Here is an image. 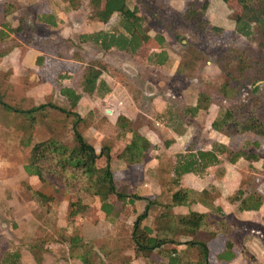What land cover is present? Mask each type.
<instances>
[{
    "label": "crops",
    "instance_id": "crops-1",
    "mask_svg": "<svg viewBox=\"0 0 264 264\" xmlns=\"http://www.w3.org/2000/svg\"><path fill=\"white\" fill-rule=\"evenodd\" d=\"M127 4L131 9L135 7H131L130 0H127ZM7 5L16 9L5 15ZM120 21L119 13H114L107 24L91 18L89 0H0V30L5 33L4 39L0 40V51L4 52L0 56L2 79L14 89L12 84L31 81L38 71V75L45 76L41 85L48 96L53 90L52 86L58 85V93H52V96L62 97L68 104L63 109L77 114L80 122H89L83 133L75 125L77 132L94 146L97 153L106 149L110 161L115 157L112 172L118 183L115 182L119 186H129L133 194L155 201L149 204L146 199H137L134 204H124L126 209H136L139 215L147 214L144 225L156 227L158 217L164 210L162 204L171 203L172 195L178 189L207 190V195L201 199L175 206L173 213H208L230 225L229 236L238 241L240 248L235 244V257L231 260L220 259L227 238L226 233L220 232L209 241V263L212 257L217 264H264V138L250 131L227 134L214 129L213 122L222 110L215 109L216 105L213 104L208 109L196 110L199 93L187 89L181 92L162 91V77H169L177 84L179 60L173 62L165 45L153 38V30L149 31L151 38L143 41L135 52L116 44L108 47L109 42L96 36L98 33H108V36L115 34V27L125 32L119 25ZM161 35L166 36L163 31ZM90 65L102 70L98 85L104 81L109 87L108 91L96 89L92 95L83 91L81 81ZM52 69L60 76L57 84L46 80ZM19 87L15 89L12 101L20 99L22 104L35 102L36 98L31 94L32 86ZM62 88L73 89L82 95L76 106L71 105ZM3 91L5 97L4 87ZM120 116L128 119L125 121L128 127L119 128ZM131 129L151 143L143 163L130 164L120 158L132 138ZM73 131L76 137L75 129ZM223 145L231 150L256 153L258 158L230 157L231 154L222 152ZM198 151H212L220 162L211 163L204 170L185 172L179 181H175L181 171L176 172L177 157H195ZM238 191L245 196L260 195L263 199L260 208L241 209L240 201L231 202L230 197ZM62 216L59 207L56 221L59 233L50 235L52 245L41 249L42 254L39 252V255L34 252L36 245L25 244L30 240L27 234L0 236V243H11L5 251H1L0 247V264H10L3 258L9 259L13 254L20 257L18 264H91L92 261L87 263L81 258L65 255L63 248L68 246L71 237H80L86 243H94L96 239L112 240L115 247L108 244L112 248L111 255L117 250L116 243L124 238L118 233L122 226L120 223L125 222L123 218L113 222L106 219L99 223L84 221L81 227L83 232H79L80 226L72 228ZM135 220L134 215L126 220V226L130 228L126 239L132 240V248L135 247L132 236ZM32 223L21 220L19 224L26 229L33 227ZM235 230L242 233L238 239L232 236ZM190 240L192 238L189 236H178L176 241L181 243L169 247L174 246L178 255H184L186 260L197 259L198 249L185 244ZM244 249L253 257L252 260L245 256ZM149 254L152 258L153 255L158 257L159 262L155 264L169 262L170 253L163 247ZM108 256L103 254L102 264H108ZM143 258H134L133 264H146Z\"/></svg>",
    "mask_w": 264,
    "mask_h": 264
},
{
    "label": "rangeland",
    "instance_id": "rangeland-1",
    "mask_svg": "<svg viewBox=\"0 0 264 264\" xmlns=\"http://www.w3.org/2000/svg\"><path fill=\"white\" fill-rule=\"evenodd\" d=\"M189 1L201 6L205 0H130L131 7L137 6L143 16L144 27L149 31L153 30L154 39L157 40L161 31L166 35L162 44L171 53L173 62L188 58L189 51H193L199 57L193 74L190 76L177 74L176 78L179 81L177 84L169 77H162L160 79L164 82L160 89L164 92L167 90L181 92L186 89L192 90L195 94L204 92L212 98V104L216 105L217 110L231 109L238 113L250 109L264 121V37L258 33L247 37L236 29L235 17L242 12L237 0H229L227 3L222 0H208V8L200 21L186 22L182 14L186 11ZM214 26L221 28L222 31L217 33L213 30ZM51 72L46 76L48 78L46 80L52 84L54 81L55 84L59 83L60 76H57L53 69ZM37 73L38 71L31 81L28 80L29 76L28 82L25 80L16 82V85L12 84L14 89H11L2 79L3 74L0 72L2 86L5 89L4 102L9 106L29 109L46 104V107L37 113L36 122H32L17 111L6 109L0 103V236L27 234L30 240L25 244L36 245L34 252L39 255L43 249L52 245L49 242L50 235L59 233L56 227L59 207L66 223L72 228L75 225L80 226L77 230L79 232H83L81 227L84 221L99 223L104 220L105 213L100 207L98 197L84 195L72 215L70 202L76 200V196L67 193L57 178L48 176L42 181L28 171L30 152L35 143L53 137L75 146L77 140L73 129L77 126L83 133L84 127L89 123L87 120L85 123L84 120L77 121L74 114L63 109L68 107L67 102L60 96H52V93H58V85L52 86L53 90L51 89L48 96V92L46 89L44 91L42 88L44 86L41 85L45 76ZM227 82L231 94L226 96L223 85ZM17 86H20L19 89L32 86L31 94L35 96V102L27 101L22 104L19 102L20 99L12 101ZM233 90L240 92L239 95ZM114 159L115 157H112L110 161L111 169H115ZM125 187L129 190V186ZM109 200L115 203L116 209L119 210L117 218H123L125 222L120 223L122 226L118 231L124 238L122 242L116 243L117 250L114 255L108 256V264H133L135 247H131V239H126L130 234V228L126 225L127 221L132 219V215L137 219L139 214L136 209H126L122 200L115 197H109ZM21 220L33 222V227L24 229L25 227L19 224ZM262 231L264 234V229ZM241 235L239 230L232 234L237 239ZM102 243L115 247L112 240L109 242L102 239L94 240L91 264L104 263L103 253L98 250ZM10 244L0 243L1 251L9 248ZM236 245L239 249L237 240ZM153 258L159 262L156 255H153ZM143 261L147 264L146 259L143 258ZM210 263L217 264V261L210 257Z\"/></svg>",
    "mask_w": 264,
    "mask_h": 264
},
{
    "label": "trees",
    "instance_id": "trees-1",
    "mask_svg": "<svg viewBox=\"0 0 264 264\" xmlns=\"http://www.w3.org/2000/svg\"><path fill=\"white\" fill-rule=\"evenodd\" d=\"M227 3L229 0H222ZM242 7V12L235 17L236 29L243 35L251 37L254 33L264 37V0H237ZM91 6V18L97 19L104 23H109L114 13L121 15L119 25L124 28V31L116 28L115 34L98 33L97 37L102 41L109 42L108 47L116 44L128 49L130 52H135L143 41H148L151 36L149 30L144 27V18L139 15V9L135 6L131 9L127 0H89ZM187 9L182 14L186 22L194 20L200 21L208 8L209 1L205 0L201 6H197L194 1L187 3ZM16 9L15 6L7 5L5 15L12 13ZM213 30L220 33L221 28L214 26ZM5 33L0 30V40L4 39ZM158 42L163 43L165 40L163 35H158ZM4 52L0 51V56ZM78 58H81L78 56ZM199 57L193 51H189L188 58H182L176 69V74L190 76L193 74ZM102 70L95 65H90L86 69L81 86L84 92L92 95L96 89L108 91L109 87L104 81L98 85ZM230 86L228 82L223 85L224 94L227 96ZM62 93L66 95L72 106H76L82 95L70 88H62ZM235 92L239 95L240 92ZM213 100L204 92L198 94V103L196 110L208 109ZM0 103L10 110L17 111L21 115L36 122L38 112L46 107V104L35 106L29 109H17L9 106L4 102L3 86L0 84ZM73 114V113H72ZM77 121L80 120L77 114ZM76 121V122H77ZM124 116L118 119L119 128H126L129 125ZM130 123V121H129ZM76 125V123H75ZM214 129L226 132L227 134L253 132L264 138V121L252 110H245L236 113L231 109H224L213 122ZM76 131L77 145L70 146L65 142L56 138H48L46 140L35 143L31 149L28 171L30 174L37 176L40 180L45 181L46 177L51 176L57 178L63 185L65 191L76 196V200L70 202L71 214L75 213V209L80 205L84 195L98 197L101 202V209L104 211V219L113 222L119 216V210L115 208V204L109 200V197H115L128 204L137 199H146L145 197L131 194L125 186H118L115 183L114 175L110 166V157L106 149L102 153H97L94 146L88 143L82 135ZM132 138L121 154V159L130 164L143 163L146 160V153L151 148L150 141L131 129ZM222 152L231 154L230 157H251L257 159L256 153H248L245 150H231L223 145ZM104 156V157H102ZM176 164L177 178L185 172H197L203 170L211 163L220 162V159L212 151H198L195 157H177ZM207 190L202 192L193 191L188 188H180L172 195V202L162 204L164 210L158 217V223L155 228L143 224L147 214H140L134 222L132 236L135 242L134 257L143 256L147 260V264H155V260L149 254L157 248H164L170 253L168 264H210L209 241L215 238L220 232L228 234L225 243V250L219 255L220 259L231 260L235 257L236 242L229 236L230 225L223 219H217L215 216L205 213L191 212L188 215L174 214L173 208L178 205L189 204L192 200L196 201L207 195ZM231 202L240 201L241 209H258L263 203L260 195L250 194L244 195L241 191L230 197ZM153 200H148L149 204L154 203ZM189 236L192 240L185 242L186 245L196 247L198 249V258L186 260L185 256L178 255L174 246L169 245L180 244L176 241V237ZM71 243L65 250V255L70 257L81 258L83 261L90 263L91 255L95 247L94 243H86L80 237H71ZM99 250L105 255L110 256L112 248L107 243H102ZM245 256L252 260L253 257L244 249ZM174 255H173V254ZM19 256L16 254L10 255V258H3L10 264H18Z\"/></svg>",
    "mask_w": 264,
    "mask_h": 264
}]
</instances>
